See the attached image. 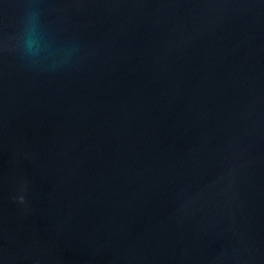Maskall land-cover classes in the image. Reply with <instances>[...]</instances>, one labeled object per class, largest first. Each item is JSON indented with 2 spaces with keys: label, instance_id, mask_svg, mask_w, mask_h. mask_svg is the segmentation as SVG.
<instances>
[{
  "label": "water",
  "instance_id": "water-1",
  "mask_svg": "<svg viewBox=\"0 0 264 264\" xmlns=\"http://www.w3.org/2000/svg\"><path fill=\"white\" fill-rule=\"evenodd\" d=\"M0 264H264V0H0Z\"/></svg>",
  "mask_w": 264,
  "mask_h": 264
}]
</instances>
